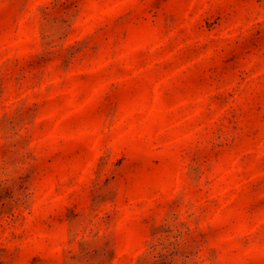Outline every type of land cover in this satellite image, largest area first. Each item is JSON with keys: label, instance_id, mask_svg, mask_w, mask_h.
<instances>
[{"label": "rangeland", "instance_id": "1", "mask_svg": "<svg viewBox=\"0 0 264 264\" xmlns=\"http://www.w3.org/2000/svg\"><path fill=\"white\" fill-rule=\"evenodd\" d=\"M0 264H264V0H0Z\"/></svg>", "mask_w": 264, "mask_h": 264}]
</instances>
